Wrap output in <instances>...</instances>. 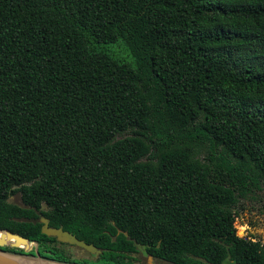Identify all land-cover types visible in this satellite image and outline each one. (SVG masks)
<instances>
[{
  "label": "trees",
  "instance_id": "16d2710c",
  "mask_svg": "<svg viewBox=\"0 0 264 264\" xmlns=\"http://www.w3.org/2000/svg\"><path fill=\"white\" fill-rule=\"evenodd\" d=\"M237 202L264 218V0H0V231L30 243L0 252L264 264Z\"/></svg>",
  "mask_w": 264,
  "mask_h": 264
},
{
  "label": "rangeland",
  "instance_id": "374dc122",
  "mask_svg": "<svg viewBox=\"0 0 264 264\" xmlns=\"http://www.w3.org/2000/svg\"><path fill=\"white\" fill-rule=\"evenodd\" d=\"M117 50V49H116ZM133 133V129H129L126 132L117 134L114 140L121 139L130 136ZM150 147V153L155 154V150L152 147L151 142H147ZM176 147L182 148L189 152L191 159L200 167L207 171H211L212 163L208 159V150L206 143H193V144H181ZM8 201L13 204H19V200L16 195L10 196ZM240 202L232 205L231 213L234 216L233 229L236 237L248 239L250 234L255 235V240L264 244V218L258 215L255 211L248 212L245 209H240ZM241 232V234H239ZM141 252V249H140ZM143 262L151 263L150 259L143 258Z\"/></svg>",
  "mask_w": 264,
  "mask_h": 264
},
{
  "label": "water",
  "instance_id": "95a60500",
  "mask_svg": "<svg viewBox=\"0 0 264 264\" xmlns=\"http://www.w3.org/2000/svg\"><path fill=\"white\" fill-rule=\"evenodd\" d=\"M34 222L40 224L41 234L47 237H52L59 243L73 246L78 250L82 252H86L88 254H92V255L99 254V250L96 247H94L92 244H87L82 240H78L72 234L62 230L60 227L58 228L48 227V221L41 216H39L36 220H34ZM5 245H8L11 248H19V249L27 250L30 246V243H28V241L25 238L15 233L9 232L7 230H2L0 231V247ZM13 259H25L29 261L30 260L36 262L38 261L39 263L56 264V263L42 261L40 259L27 258L24 256H17V255H11L0 252V262L5 264H13L14 262Z\"/></svg>",
  "mask_w": 264,
  "mask_h": 264
},
{
  "label": "bare ground",
  "instance_id": "6f19581e",
  "mask_svg": "<svg viewBox=\"0 0 264 264\" xmlns=\"http://www.w3.org/2000/svg\"><path fill=\"white\" fill-rule=\"evenodd\" d=\"M13 264H49V263H39L38 261L25 260V259H13ZM0 264H5L0 262Z\"/></svg>",
  "mask_w": 264,
  "mask_h": 264
}]
</instances>
